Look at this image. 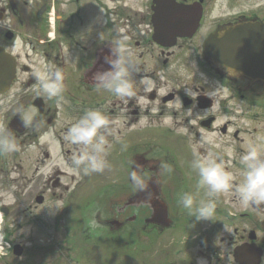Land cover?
<instances>
[{
	"label": "flooded vegetation",
	"instance_id": "flooded-vegetation-1",
	"mask_svg": "<svg viewBox=\"0 0 264 264\" xmlns=\"http://www.w3.org/2000/svg\"><path fill=\"white\" fill-rule=\"evenodd\" d=\"M120 35L140 69L137 96L125 99L93 79L111 68ZM0 46L15 67L0 92V127L17 143L15 264H264V204L219 196L213 219L197 222L196 205L212 197L192 167L195 145L235 176L234 190L249 146L264 153V0H0ZM49 68L64 74L51 99L36 78ZM88 110L108 120L98 172L76 169L83 149L66 139ZM133 160L150 203L129 179Z\"/></svg>",
	"mask_w": 264,
	"mask_h": 264
},
{
	"label": "clouds",
	"instance_id": "clouds-1",
	"mask_svg": "<svg viewBox=\"0 0 264 264\" xmlns=\"http://www.w3.org/2000/svg\"><path fill=\"white\" fill-rule=\"evenodd\" d=\"M127 41L126 35H120L111 42V54L106 57V62L111 65V68L107 71L97 72L93 77L94 87L97 90L107 91L121 99L137 96L133 76L134 73L140 71L131 59V51L127 47ZM36 78L39 82L38 94L43 93L50 99L61 95L64 88V74L61 70L49 68L43 73H38ZM139 83L144 86L146 92L151 91L154 87V81L150 77H141ZM171 106L180 110L183 108V101L176 98ZM191 114L189 111L188 115ZM30 120V116L23 118L25 126ZM140 124L141 126H148L147 118L141 120ZM165 124H171V120H166ZM107 126L108 120L103 113L98 110H88L68 129L66 139L83 149L82 154L73 160L77 170L83 167L86 172H98L107 166L108 145L105 136L101 133V129L108 131ZM182 131L186 133L187 129H182ZM16 149L17 143L12 132L6 127H0V153H10ZM193 155L195 158L192 167L198 175V185L205 187L208 195L212 197V199L202 200L196 205L192 193L185 192L182 194L180 204L184 209L191 212L196 205L194 217L197 222L213 219L216 209L215 198L219 196L230 198L235 195L239 202L244 205L264 204V153L258 150L257 144H251L246 154L240 158L243 165V175L234 190L235 176L226 171L222 163L211 155L201 157L195 145L193 146ZM130 164L132 171L129 174V179L132 186L136 193L144 192L146 194L143 202L150 203L154 198V193L149 190V182L143 175L142 166L136 164L134 160ZM134 164L135 168L133 169ZM161 167L167 168L168 166L162 163ZM50 210L55 212L60 209L53 206Z\"/></svg>",
	"mask_w": 264,
	"mask_h": 264
},
{
	"label": "rangeland",
	"instance_id": "rangeland-1",
	"mask_svg": "<svg viewBox=\"0 0 264 264\" xmlns=\"http://www.w3.org/2000/svg\"><path fill=\"white\" fill-rule=\"evenodd\" d=\"M16 152L13 151L7 154L0 155V203H13L16 196V189L18 183V169ZM16 207L13 205L11 212L7 218L3 220V227L5 228L6 238L11 241V238H17V217H15ZM2 258H0V263ZM8 264L16 260L14 255H10Z\"/></svg>",
	"mask_w": 264,
	"mask_h": 264
},
{
	"label": "water",
	"instance_id": "water-1",
	"mask_svg": "<svg viewBox=\"0 0 264 264\" xmlns=\"http://www.w3.org/2000/svg\"><path fill=\"white\" fill-rule=\"evenodd\" d=\"M12 70L13 63L11 58H9V56L0 47V91L4 88L6 81L11 76Z\"/></svg>",
	"mask_w": 264,
	"mask_h": 264
}]
</instances>
